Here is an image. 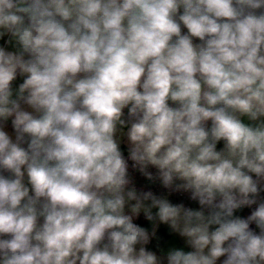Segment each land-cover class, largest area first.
I'll return each mask as SVG.
<instances>
[{
	"label": "clouds",
	"instance_id": "1",
	"mask_svg": "<svg viewBox=\"0 0 264 264\" xmlns=\"http://www.w3.org/2000/svg\"><path fill=\"white\" fill-rule=\"evenodd\" d=\"M0 264H264V0H0Z\"/></svg>",
	"mask_w": 264,
	"mask_h": 264
}]
</instances>
